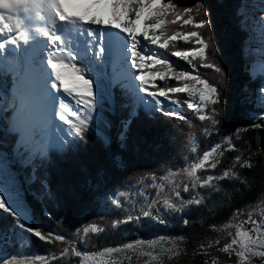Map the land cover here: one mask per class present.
I'll return each mask as SVG.
<instances>
[{
  "label": "trees",
  "instance_id": "trees-1",
  "mask_svg": "<svg viewBox=\"0 0 264 264\" xmlns=\"http://www.w3.org/2000/svg\"><path fill=\"white\" fill-rule=\"evenodd\" d=\"M256 1L259 0H173L179 7L166 16L161 42L177 32L199 31L210 43L206 58H196L192 64L202 78L218 86L219 102L208 105V110L212 107L217 110L218 124L213 126L210 119L199 120L203 110L193 112L184 102L185 97L180 100L174 96L173 99L180 101L186 120L158 111L148 113L141 106L126 144L121 147L117 133L120 121L127 117L128 110L122 105L128 98L123 94L126 87L122 83L110 84L111 96L102 101L96 121L98 131L111 140L110 144L90 131L86 134L87 142L81 141L78 151L61 152L53 148L43 164L37 160L19 168L32 218L30 225L39 227L45 234L66 237L64 241L53 239L51 243L31 237L30 248L39 256L59 254L66 246L78 244L83 234L79 226L95 224L102 228L101 234L85 235L82 242V247L92 254L147 237H162L179 241L181 245L175 256L164 264H235V257L222 251L223 245L230 241L222 230L237 215L250 211L264 199V130L244 124L250 113L264 111L255 101L259 87L264 85V74H253L252 66L245 60L243 48L247 34L238 15L242 4ZM198 4L204 7L197 8ZM183 8H192L191 15L196 21L208 19L211 24L197 29L192 25L181 28L180 21L172 23L175 11ZM194 46V40L174 42L166 50L170 54H165L171 58L172 52ZM205 61L221 67L222 72L199 67ZM13 83L9 72L0 71V90H9ZM172 86L181 85H166ZM14 108L0 112V153L11 154L18 141L19 135L8 131ZM106 123L109 127H105ZM205 128L209 129L207 133ZM226 137H231L236 145L234 150L225 151L229 148ZM217 143L224 153L217 167L196 175L201 179L206 175L218 177L225 170L232 175L214 179L212 187L192 190V184L197 182L188 172ZM20 152L27 153L24 148ZM245 164L251 166H241ZM185 184L190 189L187 193L183 192ZM177 190L185 200L195 196L201 203L186 206L177 221L169 223L158 208L165 200L179 205ZM113 197L119 199L120 207L113 203ZM144 211H152L162 219L161 223L150 222L149 217L143 216ZM128 215L140 218L132 223H116ZM12 228V219L0 210V261L17 255L20 244L25 241L23 233L16 229L18 234L14 235ZM4 234L6 240L2 238Z\"/></svg>",
  "mask_w": 264,
  "mask_h": 264
},
{
  "label": "snow or ice",
  "instance_id": "snow-or-ice-1",
  "mask_svg": "<svg viewBox=\"0 0 264 264\" xmlns=\"http://www.w3.org/2000/svg\"><path fill=\"white\" fill-rule=\"evenodd\" d=\"M88 7L82 15H70L64 10L66 0H0V10H6L9 15L5 16V11H0V62L5 59V54H16L21 60V68L17 71L16 84L25 90L26 96L21 98L18 125H14V130L22 126L26 134L30 137L32 148L28 150L27 160L29 164L39 161L45 162L47 151L55 147L61 152H71L77 150L81 141L87 142L86 134L90 131L101 136L106 144L111 140L98 131L97 116L98 106L104 100L103 92L98 86V71L106 62V53L111 55L113 47V37L119 36V33H113L111 28L103 27L111 24L116 29L125 33L121 37L124 41L123 52L129 67L136 71L132 75L133 81H138L133 89H125L123 94L128 98V102L122 105L128 110L127 117L120 121V129L117 133V140L121 147H124L127 141V135L133 120L137 117L139 108L142 106L148 113L161 112L165 116L178 117L180 120H186L187 117L179 111V100L170 99V94H189V99L184 101L189 108L195 112L203 114L198 119L204 121L210 119L213 126L219 123L216 119L217 110L212 107L208 110V105H215L219 102L218 86L212 84L206 78L199 75L197 67L192 65L193 75L189 71L181 70L174 77H168L169 72L175 71L173 62L161 56L158 49H167L169 42L183 40L189 42L194 40L195 46L187 50H178L171 55L185 62L191 63L190 58H206L210 43L199 31H188L185 33L177 32L170 35L161 43L163 32L150 34L149 30H160L166 23L165 16L169 11L178 9L173 0H85ZM104 5L111 8V20L105 21L100 15L92 12L96 6ZM159 6V7H156ZM204 7L198 4L197 8ZM23 13L28 15H22ZM247 5L242 4L238 15L241 16V27L251 28L259 32L262 44H264V0H261L259 14L248 16L246 14ZM192 8H183L181 11H175V23L181 22V28L192 25L197 29L208 26L211 21L201 19L196 21L191 15ZM205 11L207 9L205 8ZM145 12L147 16L145 17ZM32 13H38L35 20L41 21L43 26L32 27L34 23ZM15 14V15H13ZM130 14L135 15V21L127 20L121 23L122 18ZM186 14V18L185 17ZM144 17L147 22L142 33L136 27L141 18ZM14 20V23L9 21ZM71 27H68V26ZM99 26V27H92ZM138 33L142 39L138 38ZM155 46V48H153ZM214 46V41L212 45ZM264 53V47L261 48ZM152 65H160L167 71H146V62ZM199 67L214 69L217 73L222 72V68L202 62ZM50 69L51 71H48ZM146 76L149 79H146ZM71 79L72 87H69L68 80ZM166 78H175L180 80L195 81V85L184 83L183 86L158 87L156 91L151 90L155 87V81H166ZM199 85V87H197ZM198 93L200 104L193 103L192 95ZM258 101L261 110H264V85L258 89ZM168 103L175 104L176 107H170L164 110L165 100ZM2 111V108H0ZM253 120H259L262 123H254L253 127H264V111L253 117ZM191 122V121H190ZM105 127H109L106 123ZM204 131L207 133L208 128ZM49 137L51 139L49 140ZM229 148L225 151H231L236 145L231 142V137H226ZM221 149V144L217 143L203 153L199 162L192 165L188 175L199 184L193 183L192 190L199 188L212 187V181L229 178L232 173L225 170L221 176L206 175L201 179L196 175L197 170L209 171L205 162H209L213 153ZM195 151V148L192 149ZM221 156L223 151L219 153ZM239 161V157L236 158ZM0 163L3 160L0 159ZM216 163H211V168L217 167ZM241 166H248L245 164ZM179 171V170H177ZM187 171V169H185ZM155 179V178H154ZM189 185L183 186V192H189ZM175 196L181 203L165 200L164 206L171 212H183L186 206L201 203V199L195 196L185 200L181 192L177 190ZM113 203L120 207L119 199L112 198ZM155 206V202L153 204ZM0 210L2 214L10 217L13 222V234L19 232L34 236L41 241L51 243L54 240L64 241L66 237L60 234H45L39 227H32L29 224L27 210L22 203V197L19 192H12L9 187V178L6 174L0 172ZM239 214V210H237ZM152 211H144L143 216L149 217ZM158 215V212H157ZM140 217L128 215L124 220L116 221L117 224L132 223L134 219ZM188 223L187 220L184 221ZM244 225L252 227L244 230ZM102 231L97 225L93 224L91 228L85 227L84 233L89 231ZM255 234V235H254ZM228 243L223 245L222 251L232 253L244 262L250 261L252 257L259 255L264 258V223L259 219H253V214L249 213L247 219L241 222L237 232L232 235ZM243 236L247 242L240 239ZM7 239V235L2 237ZM218 243V242H217ZM242 245L240 250L237 246ZM124 247L132 248V244ZM68 251L64 249V253ZM108 252L117 251V249H107ZM79 254V253H78ZM63 255V253L61 254ZM3 264H7L4 261Z\"/></svg>",
  "mask_w": 264,
  "mask_h": 264
},
{
  "label": "rangeland",
  "instance_id": "rangeland-1",
  "mask_svg": "<svg viewBox=\"0 0 264 264\" xmlns=\"http://www.w3.org/2000/svg\"><path fill=\"white\" fill-rule=\"evenodd\" d=\"M166 0H164L165 2ZM261 0L256 1L254 3H251L247 5L246 14L248 16L252 15H258L259 14V8H260ZM159 7V6H156ZM241 10V9H240ZM239 10V11H240ZM170 12V11H169ZM167 13L169 15L170 13ZM22 14V12H21ZM166 15V16H167ZM165 16V20H166ZM15 21H9V23H14ZM164 27L165 24L162 26V31L164 35ZM246 30L247 39L245 42V46L243 48V54L245 56L246 62H249V64L252 66L251 71L253 74L260 73L264 74V53L261 52V48L264 47V44H262V41L260 39V36L255 35V31H253L251 28H244ZM252 32V33H251ZM161 36V39L163 37ZM255 37V38H254ZM257 38V39H256ZM260 40V41H259ZM184 42L183 40H177V42ZM162 43V42H161ZM174 42L170 41L169 46L173 45ZM160 52H163V57L171 60L175 66L174 72H169L168 77H174L179 71L186 70L195 75L196 73L192 71V63L193 60L196 58H190L191 63L185 62L183 59H178L177 57L173 56L171 58H168L166 54H170L167 49H159ZM162 50V51H161ZM166 52V54H165ZM126 60V61H125ZM128 65V61L126 58H124L122 61L115 62L112 55L108 56L106 53V62L103 64L102 68L98 71V86L100 90L103 92L104 100H107L111 96V88H109L110 84L116 85L121 84L126 87V89H133L134 87V81L132 80V75L128 76L126 70L123 68L124 65ZM21 60L16 54H5V59L0 62V71H6L9 72L11 76H13L14 83L10 87L9 90H0V94L2 97V101L0 103V108H2L3 112L4 110L12 109L15 111L13 116V121L11 125L9 126L8 131L17 133L19 135L18 141L16 143L15 150L11 154L7 153H0V159L3 160V163H0V172L6 174V176L9 178V187L10 190L14 193L19 192L22 197V203L24 204L25 209L27 210L28 216H29V224L31 222V214L30 209L25 201L24 198V182L20 177L19 168H21L23 165L30 166L32 164L28 163L27 155L28 150L32 148L31 140L30 139H23V131L19 129L18 127L14 130V125H18L19 121V112L17 111L20 107L21 102V96L22 94L20 91H15L18 89V86L16 84V75L17 71L21 68ZM146 66H152L150 61L146 62ZM147 71V70H146ZM155 71H167L164 67L160 65H156L155 68L152 70ZM146 79H149V77L146 76ZM155 83H158V85L155 84V87H152L151 90L156 91L158 87H166V85L170 84H180L183 86L184 83H189L190 85H195V81H185L180 80L179 82L175 78H166V81H159L158 79L155 81ZM107 84V86H106ZM199 87V85H197ZM258 92L255 97V101L257 104H259V101L257 99ZM174 96H178L180 100H182V97H185L186 100L189 99V94L187 93H180V94H170V99H173ZM246 95L243 94V97ZM103 100V101H104ZM191 100L193 103L200 104L199 101V94L196 93L192 95ZM102 101L99 104L98 108L101 107ZM188 106V104H187ZM170 107H176L175 104H169L167 99L165 100V106L164 109L167 111ZM192 109V108H191ZM179 111L181 112L180 106ZM193 112L194 109H192ZM261 114V112L258 113H250L249 119L244 124L246 125H253L254 123H262L259 120L254 121L253 117ZM183 115V114H182ZM178 118V117H177ZM264 130V127H260ZM238 133H240V130H237ZM51 138V137H50ZM25 149L27 153L22 154L20 152L21 149ZM55 147H51L48 149L47 153L50 149H53ZM222 149H219L217 153H213L210 161L205 162L206 167L209 170H213L211 168V163H216L220 160L221 155L219 154ZM203 173V170H197L196 173ZM197 184H199V181H196ZM158 210L162 211L166 215V221L169 223H175L177 221V218L180 216V212H171L168 211L165 206H161L158 208ZM249 213L253 214V219H259L262 223H264V199L261 200L253 209L250 211H247L241 215H237L231 222L223 228V232L229 235H234L238 228L241 225V222L247 219V216ZM150 222L153 224H160L161 220L156 215L149 216ZM87 227L84 225H80L79 228L82 229V237L80 238V241L78 244L73 246H66L65 248L68 249L66 253H64V249L61 253H48L44 256H39L36 251H34L32 248H30V238L33 237L31 235H28L26 233H23V240H25L23 243L20 244L19 253L15 255L14 257L5 260L7 261V264H164L166 262H169L171 258H173L176 254V252L180 248V242L176 241L174 239L169 238H162V237H147L140 240L133 241L129 244H132V248H127L124 246H118L111 249H117V251L108 252L106 250L97 253L92 254L87 252L82 247L83 238L85 235H90L93 237H96L101 234L102 231L92 232L91 230L88 233H84L83 229ZM252 227V225H244V230H247L248 228ZM90 229L91 226H88ZM99 229H102L98 227ZM255 235V234H254ZM240 239L244 242H247L246 238L241 236ZM128 245V244H126ZM240 250L247 251L246 249H243L242 245L237 246ZM63 253V255H61ZM79 253V254H78ZM231 256L235 257V264H264V258H261L259 255L252 257L250 261L244 262L242 258H238L236 255L232 253ZM4 261H0V264H3Z\"/></svg>",
  "mask_w": 264,
  "mask_h": 264
},
{
  "label": "bare ground",
  "instance_id": "bare-ground-1",
  "mask_svg": "<svg viewBox=\"0 0 264 264\" xmlns=\"http://www.w3.org/2000/svg\"><path fill=\"white\" fill-rule=\"evenodd\" d=\"M87 7H88V5L85 2V0H66V3L64 4V10L66 12H68L70 15H77V16L84 14ZM0 11H5V16L6 17L9 15V13H7L6 10H0ZM21 12H22V15H28V14L23 13V9H21ZM93 13L100 15L101 18L103 20H105V21H110L111 20V8H110V6L109 7H105L104 5L96 6V8H94L92 10V12H89V15H92ZM37 14L38 13H32L31 14L33 16V19H34V23H33L32 27L43 26L41 21L35 20V16ZM13 15H15V14H13ZM146 16H147V12H145V17ZM129 19L132 20V21H135V15L134 14H130L128 17L122 18L121 23H124L127 20H129ZM147 22H150V21H146V19L144 17L141 18L139 24L136 25V27L139 29V33H142L144 31V28H145V25H146ZM68 27H71V26L69 25ZM92 27H99V26H92ZM103 27L111 28V31L113 33H119V36H114L113 37V47H112L111 55H112L113 59L115 60V62L122 61L126 57L124 56V52H123L124 41H123V39H121V37L125 36L126 34L121 32L120 30L116 29L111 24L104 25ZM161 31H162V28L160 30H149L150 34H152L153 32H155L156 34H159ZM139 33H138V38L142 39V37L139 35ZM255 35L256 36L259 35L258 30L255 31ZM153 48H155V46H153ZM158 52H159V54L161 56H163V54H162L163 52H160L159 49H158ZM155 66L156 65H152V66H149V67L146 66L145 70L152 71L155 68ZM123 68L126 70L128 76L133 75V73L136 71L135 69H131L129 67V63H128V65L125 64ZM48 71H51V70L48 69ZM68 83H69V87H72V83H71V79L70 78L68 80ZM138 83H139L138 81H134V83H133L134 87H136V85H138ZM15 91H17V92L20 91L22 93V94H20L21 97L26 96L25 90L23 88H21V87H18V89H16ZM18 128L23 131V139H25V138L26 139H30V137L26 134V132L24 131L22 126H19ZM50 139L51 138L49 137V140Z\"/></svg>",
  "mask_w": 264,
  "mask_h": 264
}]
</instances>
